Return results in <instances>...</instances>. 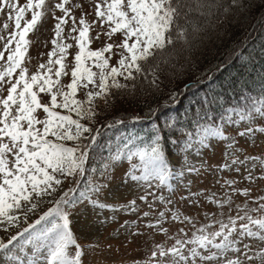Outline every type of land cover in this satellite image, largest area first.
Returning a JSON list of instances; mask_svg holds the SVG:
<instances>
[{
  "label": "snow or ice",
  "instance_id": "6c2138e0",
  "mask_svg": "<svg viewBox=\"0 0 264 264\" xmlns=\"http://www.w3.org/2000/svg\"><path fill=\"white\" fill-rule=\"evenodd\" d=\"M253 10L264 12V0H0V264H102L96 255L111 254L113 245L101 244L100 228L121 213L135 216L120 225L124 240L143 238L137 247L145 258L133 264H264V149L258 161L245 139L264 140V126H254L257 117L264 118V75L262 98L229 109L219 124L211 114L213 98L205 94L193 102L194 133L165 139V128L171 133L184 123L170 117L163 128L153 123L147 137L125 138L99 167L93 163L100 144L96 125L124 123L101 119L116 97L142 103L148 116L160 107V97H167L165 104L175 101L176 92L168 90L174 78L198 67L211 55L214 38L227 35L233 20L239 23ZM49 15L56 21L53 49L32 71L29 34ZM101 37L111 42L93 50L90 44ZM245 39H258L264 56V24L257 38L249 33ZM66 40L78 48L71 65L66 60L73 44ZM180 53L187 55L177 68ZM113 56L119 57L115 64ZM212 67L219 65L209 61L202 75ZM233 116L245 127L228 134ZM167 143L184 153L183 162L166 151ZM217 153L222 162L213 167L209 160ZM123 161L128 167L122 179L143 194L117 207L107 201L111 172ZM202 171L220 185L219 194L192 191L189 177ZM224 172L235 175L216 178ZM181 182L187 195L176 201ZM238 196L245 202L237 203Z\"/></svg>",
  "mask_w": 264,
  "mask_h": 264
},
{
  "label": "trees",
  "instance_id": "16d2710c",
  "mask_svg": "<svg viewBox=\"0 0 264 264\" xmlns=\"http://www.w3.org/2000/svg\"><path fill=\"white\" fill-rule=\"evenodd\" d=\"M259 2L260 0H256V3ZM237 19L239 23L233 20L227 35H222L220 39L214 38V43L209 45L211 55L207 59L201 58L198 67L190 72L184 71L174 78V82L168 90L171 91V87L174 88L175 101L165 104L167 97H160V107L151 116H148L146 115L147 108L143 107L142 103L129 104L126 99L115 98V105L124 103L123 108L110 107L107 117L101 119L113 121L122 119L124 123L113 122L112 127H108L107 124L96 125L100 129L101 142L93 157L95 166L99 167L107 159V143L129 127L134 130V135L131 137H147L153 123H157L163 128L164 122L171 117L184 122L183 127L178 126L171 133L165 128L162 133L165 139H168L169 136L173 139L183 137L182 133L185 130L194 132L195 125L190 123L196 107L193 102L203 98L205 94L213 98L211 114L216 123L229 108L250 107L262 98L261 77L264 75V56L259 53L258 39L246 40L245 37L249 33L253 38L260 35L261 25L264 24V12L253 10L246 18L238 17ZM252 43L256 44L255 50L250 46L245 47ZM250 52L252 53L251 58L248 56ZM186 55L187 53L175 55L177 68H179V64L184 63L181 57ZM209 61L212 65H219V67H212L207 72V76H203L202 72L208 66ZM208 77L213 79L209 81ZM186 85L187 88H185ZM137 115L141 119L134 121L133 117ZM171 144L167 143L166 149L170 148Z\"/></svg>",
  "mask_w": 264,
  "mask_h": 264
},
{
  "label": "rangeland",
  "instance_id": "374dc122",
  "mask_svg": "<svg viewBox=\"0 0 264 264\" xmlns=\"http://www.w3.org/2000/svg\"><path fill=\"white\" fill-rule=\"evenodd\" d=\"M19 2L21 4H24L27 2V0H19ZM52 2L56 3V2H59V0H52ZM81 2L89 3L90 5V0H71V3L73 4H77ZM55 14L59 15V11L57 10ZM77 15H79V13H77ZM27 18H30V13L27 15ZM55 22L56 21L52 15L46 16L38 24L37 28L32 33L29 34V39L31 41V44L29 47L28 56L31 57L29 67L32 71H35L36 67L40 63H46L47 60L49 59L48 53L53 49V45L51 41L54 38L53 28H54ZM3 23H4V18L0 17V27H2ZM12 26L13 25H10V29ZM68 30L69 29L65 27V35H67ZM91 35L94 37L96 35V31H92ZM113 39L118 40L119 36L117 35L113 37ZM66 42L73 44V47L68 50L69 54L66 60V63L71 65L72 63H74V55L76 51H78V48L76 47L74 41L66 40ZM105 42H111V41H108L106 37H101L100 40H94L90 44V47L93 50H95V49L102 47ZM118 58H119L118 56H113L110 63L115 64ZM53 59H55V57H53ZM62 81L64 83H68L69 78L63 77ZM173 90L174 88L171 87V91ZM78 98H82V97H78ZM123 104L124 103H117V105L115 106L119 108H123L122 107ZM124 108H127V107H124ZM236 109L239 110L243 108H236ZM227 112L221 117L218 124L220 123L222 119L226 118ZM233 119L236 120V124L228 125L229 127L228 134H233L235 128H239L241 131L244 130L245 123L240 122L238 118L235 116H233ZM257 120L260 122L256 123L254 125L255 127L264 126V118L257 117ZM132 135H134L133 129H131L130 127L129 129H124V131H122V133L118 135L114 141L109 142V144L107 145V151L109 152V154H110V149L115 150L118 146L122 147L124 139L131 137ZM257 135L259 136L261 134L258 133ZM183 138L185 137H180V138H175V139L180 140ZM245 139H247V144H246L247 152L257 157L259 161L262 158L261 153H262V149H264V140H258V139H252V138H245ZM240 143L242 144L245 143V140L242 139ZM166 151L170 152L172 154V157L180 159L181 162H183L184 153L181 150H179L176 145L171 144V147L167 148ZM109 154H108V157H109ZM189 159H194V158L189 157ZM218 162H222L221 157L218 153L213 159L209 160V163H211L213 167H215ZM127 167H128L127 161H123L122 163H118L115 169L111 172L110 190H109V196H108L107 202L117 207L124 205L125 203H127L128 201L136 197L138 194H143L142 191L138 192L134 188L128 187L127 182L122 179V172ZM176 168L177 170H179L178 165L176 166ZM221 175L223 176L224 179H231L232 176L235 175V173H231V174L228 172H224L222 174L216 173V178L219 179ZM236 178L239 179V177H236ZM189 180L194 182L192 191H196L197 189L201 191L211 190V191L217 192L218 194L221 191L220 185L219 184L214 185L213 176L208 174L207 171H202L200 176H196L195 174H193L192 176L189 177ZM244 183L246 182L241 181V186H243ZM173 187H175V183H173ZM261 187L264 188V185H262ZM230 190L231 189H227V188L223 189V191H230ZM112 193H115V197H113ZM257 194H260L259 190L253 193V196L249 197V199H254ZM184 195H187V190L183 187V182H181V189L180 191H177L174 199L176 201H181V198ZM234 199H236V202L240 204L245 202V198L243 196L234 197ZM137 202L140 204L141 208L147 210L144 204L140 203L139 201ZM184 203L187 204L186 201ZM156 207H159V205H157ZM210 207H213V210H215L214 206H210ZM160 210H163V209L161 208ZM111 215L112 213L108 211L103 212V216L110 217ZM233 215H235V213H233ZM226 219L227 217L225 216V220ZM134 220H135V216H132L127 213H121V214H118V218L115 223L110 221L107 225L100 228V233L102 235H100L99 240L101 244L104 246H106V244L113 245V250L111 254H109V252L105 250L103 253L96 255V258L98 260H101L102 264H112L113 261H115V264H121V262H123V264H133V261L140 262L145 258V252L143 251V249L137 247V243H139V240L143 238H139L137 243H128L124 240V235L126 234L123 233L122 229H120V225L123 224L125 221L132 222ZM200 221L201 223L207 222L204 220L203 215L200 216ZM165 227H167V225H165ZM118 229H120L119 232L117 231ZM109 236H111L112 238L108 239ZM156 238L158 240H162L163 236L157 235ZM92 239H95V237H93ZM104 258H106V260Z\"/></svg>",
  "mask_w": 264,
  "mask_h": 264
}]
</instances>
